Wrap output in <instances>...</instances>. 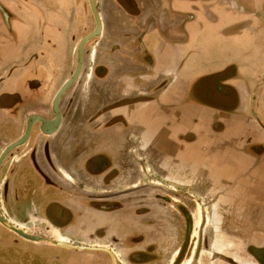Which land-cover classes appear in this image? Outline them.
<instances>
[{
    "label": "crops",
    "instance_id": "obj_1",
    "mask_svg": "<svg viewBox=\"0 0 264 264\" xmlns=\"http://www.w3.org/2000/svg\"><path fill=\"white\" fill-rule=\"evenodd\" d=\"M34 2L0 0L23 18L11 28L27 48L11 50L23 60L42 54L47 75L63 83L94 19L82 0ZM152 2L94 0L99 32L85 42L87 68L76 78L77 107L93 118L84 130L102 132L119 172L137 173L124 186L200 198L214 249L198 264H259L239 246L264 250V47L249 27L233 31L238 18L216 0Z\"/></svg>",
    "mask_w": 264,
    "mask_h": 264
},
{
    "label": "flooded vegetation",
    "instance_id": "obj_2",
    "mask_svg": "<svg viewBox=\"0 0 264 264\" xmlns=\"http://www.w3.org/2000/svg\"><path fill=\"white\" fill-rule=\"evenodd\" d=\"M27 1L35 3V0ZM82 2L84 8L90 10L88 0ZM146 2L148 6L151 2L153 9L152 0ZM216 4L238 18L233 31L249 27L259 36L255 40L258 47H264V0H216ZM202 11L213 14L208 7ZM89 14L93 17L91 11ZM22 21L19 13L0 3V45H4L0 68L11 66L3 71L5 76H0V153L25 133L30 117L48 121L55 117L51 103L62 85L57 76L47 75L44 65L37 60L42 54L33 52L23 60L22 53H13L12 44L27 48L19 45L16 37L14 41L11 28L12 22L20 24ZM86 45L82 46L77 78L85 76L87 67L82 54ZM58 68L54 66L51 72L57 73ZM19 69L26 71L18 73ZM98 69L97 66L91 68V74L95 75ZM76 81L78 79L57 100L59 121L55 129L45 134L43 130H49L50 126L38 120L30 122L22 143L1 159L0 217L23 230L29 225L39 226L46 232L40 234L44 238L105 250H77L35 243L1 224L0 246L27 251L23 264H198L204 258L201 250L204 218L198 209V230L194 235L196 201L189 197L174 199L167 192L158 194L140 186H124L125 178L137 173L119 172L103 147L102 132L84 130L93 118L83 116L90 110L77 107L80 86ZM147 228L153 230L150 236ZM193 236H196L194 241ZM30 247L38 251L24 249ZM247 252L259 264H264L262 248L250 246Z\"/></svg>",
    "mask_w": 264,
    "mask_h": 264
},
{
    "label": "water",
    "instance_id": "obj_3",
    "mask_svg": "<svg viewBox=\"0 0 264 264\" xmlns=\"http://www.w3.org/2000/svg\"><path fill=\"white\" fill-rule=\"evenodd\" d=\"M88 5H89V9L94 17L95 20V27L93 28L92 31H90L89 33H87L85 36H83L78 44H77V48H76V65L75 68L73 70V72L70 74V76L62 83V85L60 86V88L57 90V92L55 93L53 99H52V109L54 110L55 113V117L52 120H44L42 118L36 117V116H32L30 117V119H28L27 121V126H26V130L25 133L16 141H14L13 143L9 144L7 147H5L2 152L0 153V161L1 159L4 157V155L10 150L12 149L14 146L22 143V141L25 139L26 134L28 132V128H29V123L34 121V120H38L40 121L42 124L50 126L51 128L49 130H43L41 127V130H43V132L45 134H50L56 127V125L58 124L59 121V114L56 110V103L57 100L59 98V96L64 92V90L77 78L79 71H80V67H81V51H82V46L85 42H87L89 39L95 37L98 34L99 31V20H98V15L95 9V4H94V0H88ZM47 122V123H45ZM0 224L2 226H4L5 228H7L8 230L13 231L14 233H16L17 235H19L20 237L26 239V240H30L32 242L35 243H45V244H56V245H60L66 248H74L77 250H81V249H87V250H105L102 247H97V246H89V245H81V244H77V245H73V244H68L66 242H62L59 240H51L48 238H44V237H40L37 235H32V234H28L26 233L23 229L19 228V227H15L14 225H12L11 223H9L8 221L2 219L0 217Z\"/></svg>",
    "mask_w": 264,
    "mask_h": 264
},
{
    "label": "rangeland",
    "instance_id": "obj_4",
    "mask_svg": "<svg viewBox=\"0 0 264 264\" xmlns=\"http://www.w3.org/2000/svg\"><path fill=\"white\" fill-rule=\"evenodd\" d=\"M143 189L144 190H148V188H143ZM189 198L194 200V201H196V203H200V198L197 197V196H190ZM205 201H206V199H203V202H202L201 206L204 205L203 203ZM191 203H193V201H191ZM194 206H195V208L197 207L195 204H194ZM197 209H198V207H197ZM195 212H196V209H195ZM196 215H197V218H198L199 217L198 213ZM202 215H205V213L202 212ZM24 230L26 231V233H32V234H36V235L39 234V236H40L41 233H46L45 230H42V228H40L39 226H32V225H29V226L25 227ZM125 230H127V229H125ZM146 230L150 232L148 234V236H150L152 234L153 230L152 229L149 230V228H147ZM197 230L198 229H197V226L195 224L194 225V230H193L194 235L196 234ZM226 231H227L228 234H232V235L238 234V236L241 237V238L246 237V234L244 232L245 230H238V231H236V230H226ZM229 231H230V233H229ZM2 232H4V231H2ZM212 235H214V231L211 228H209V225H207L206 227H202L201 228V236H202V238L206 239V237H207V241L204 240L203 244H202V249L201 250H202L203 253H204L205 248H207L209 250L212 247L214 249L213 245L211 246V245L208 244L210 242L209 240L212 237ZM9 236L10 235L7 234V237H9ZM40 237H42V236H40ZM195 237L196 236H193V241L195 240ZM205 242H207V244ZM245 246L246 245H244V244L242 245L241 244L239 246L240 250L244 251L248 255H251V254H249V252H247V249L250 246L247 245L246 248H245ZM191 247H192V244H191ZM191 247H190V250L192 249ZM24 249L31 250V247H30V249H28V248H24ZM32 250L38 251L37 248H32ZM53 252H55V251H53ZM212 252L215 253L214 250ZM26 253H27V251L25 252L24 250H15L14 248L9 247V246H0V264H23V259L26 258ZM187 255H189V254H187Z\"/></svg>",
    "mask_w": 264,
    "mask_h": 264
}]
</instances>
